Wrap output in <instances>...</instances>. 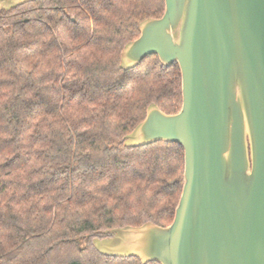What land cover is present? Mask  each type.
I'll return each mask as SVG.
<instances>
[{
    "label": "trees",
    "instance_id": "obj_1",
    "mask_svg": "<svg viewBox=\"0 0 264 264\" xmlns=\"http://www.w3.org/2000/svg\"><path fill=\"white\" fill-rule=\"evenodd\" d=\"M164 0H30L0 8V264H160L92 243L168 225L184 171L177 142L124 144L150 104L182 105L177 62L123 68Z\"/></svg>",
    "mask_w": 264,
    "mask_h": 264
},
{
    "label": "water",
    "instance_id": "obj_2",
    "mask_svg": "<svg viewBox=\"0 0 264 264\" xmlns=\"http://www.w3.org/2000/svg\"><path fill=\"white\" fill-rule=\"evenodd\" d=\"M164 2L160 17L139 23L120 65L150 54L177 62L182 105L167 114L150 104L124 144H180L181 194L168 225L103 230L92 243L143 263L264 264V0Z\"/></svg>",
    "mask_w": 264,
    "mask_h": 264
}]
</instances>
